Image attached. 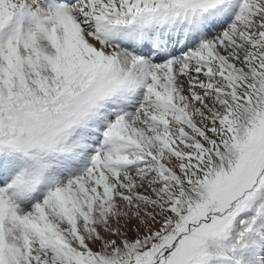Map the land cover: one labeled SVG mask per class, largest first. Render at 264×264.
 <instances>
[{
    "label": "snow or ice",
    "instance_id": "snow-or-ice-1",
    "mask_svg": "<svg viewBox=\"0 0 264 264\" xmlns=\"http://www.w3.org/2000/svg\"><path fill=\"white\" fill-rule=\"evenodd\" d=\"M0 264H264V0H0Z\"/></svg>",
    "mask_w": 264,
    "mask_h": 264
}]
</instances>
